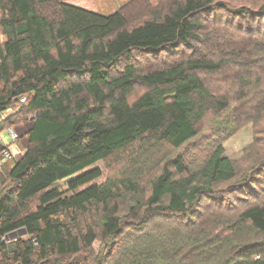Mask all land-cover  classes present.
<instances>
[{
	"label": "trees",
	"instance_id": "16d2710c",
	"mask_svg": "<svg viewBox=\"0 0 264 264\" xmlns=\"http://www.w3.org/2000/svg\"><path fill=\"white\" fill-rule=\"evenodd\" d=\"M130 3L104 15L65 0H0V113L20 104L6 124L33 120L24 152L2 166L0 264H264V204L227 215L221 198L197 213L204 200L218 198L220 184L239 176L222 144L195 168L181 155L169 158L144 186L140 168L97 181L100 161L137 144L180 148L208 111L230 109V97L215 94L200 72L233 62L264 69L258 39L242 32L230 35L234 51L222 57L196 48L146 72L128 60L139 51L205 44L209 9L255 19L264 17V4L253 12L224 0ZM258 78L252 94L240 91L243 106L264 98ZM138 82L149 89L131 101ZM263 165L240 184H255ZM22 228L27 238L6 239ZM246 233L255 243H245ZM96 241L107 250L95 252Z\"/></svg>",
	"mask_w": 264,
	"mask_h": 264
},
{
	"label": "rangeland",
	"instance_id": "374dc122",
	"mask_svg": "<svg viewBox=\"0 0 264 264\" xmlns=\"http://www.w3.org/2000/svg\"><path fill=\"white\" fill-rule=\"evenodd\" d=\"M65 1L100 14L110 15L123 6L129 5L132 0ZM224 1L227 6H245L253 12L259 11L260 7L264 4V0ZM133 9H136V6ZM143 10L144 9L141 8L137 12L142 13ZM202 19L206 21L208 30H210L209 35L206 37L208 41L205 42V44L196 43L195 48H192V46L175 44L155 53L139 51L136 52L128 62L135 64L141 72H146L179 61L190 53H194L193 51L196 48L198 50L196 53L197 55L203 53L211 58L222 57L224 54H230L234 51V47L230 44L231 39H234V37H230V35L235 32H242L247 36L251 35L257 38L259 45L254 47H256V49H261L259 50L260 52H264V17L257 16L255 19H252V17L235 19L228 11L214 8L204 12L202 14ZM250 44L252 45V40L248 42L246 49L241 48L240 51H249L252 48ZM258 71L257 69H251L250 66H245V64L233 62L226 65L224 70H221L219 73L200 72V76L205 79V82L215 94H227L230 97V109L220 113L211 110L208 111L197 126V136L180 148L162 144L159 145L160 147H156L154 151H145V149L137 144L118 152L106 160L100 161L98 166L101 167L103 176L97 181L102 183L107 181V179L121 177L131 169L140 168L145 174L142 180V185L144 186L147 184L148 177L153 175L159 166L169 158H175L181 155L192 168H195L198 167L216 145L222 144L225 148V155L234 161L239 176L232 182L220 184L217 191L218 198L204 200L201 207L197 210V213H205L211 207L214 209L215 206L213 207V205L218 203L221 198H224L223 206L226 210L223 211V214L227 215H232L237 209H243L252 204H264V167L258 178H255L257 181L255 184L249 186L240 184L246 177L241 178V175L247 173V177H250L253 172L252 169L254 170L258 168L259 165L264 164V98L256 103L257 101H253V96H251L248 100H252V102L247 103L246 106L242 105V100H238L240 91L243 92L247 90L251 92L250 89L253 88L251 86L257 84L256 81H259L258 77L264 78V69ZM247 82L250 83V85H246ZM148 89L149 87L146 84L140 82L136 83L130 100L134 101L148 91ZM18 107H21L20 104L16 105L13 109H6L2 113V116H5L9 110L15 111ZM252 113L253 116H248ZM256 117H258L259 122L255 125L253 119ZM7 137L10 138L12 145L16 147L17 141L12 140L7 127H5L2 139H6ZM22 139H24L25 143H28L29 136L22 135ZM17 157L18 156H16L14 160L8 161V163L6 162L5 168L7 169L12 165ZM60 187L62 190L67 189L66 180L60 182ZM69 194L71 193L69 192ZM233 209L234 211H232ZM219 217L220 216L216 215L214 218L219 219ZM186 219H189L188 216L183 218V220ZM20 237L27 238L28 236L27 234L21 235L17 233L16 237H9V240ZM260 238L264 241V235H261ZM243 240L245 243L252 244L255 243L257 237L250 233H246V235L243 236ZM239 242L242 243L243 241ZM108 246L107 244H102L100 241L94 243L95 252H99L102 249L106 251ZM109 250L107 252H109Z\"/></svg>",
	"mask_w": 264,
	"mask_h": 264
},
{
	"label": "crops",
	"instance_id": "0c3cea01",
	"mask_svg": "<svg viewBox=\"0 0 264 264\" xmlns=\"http://www.w3.org/2000/svg\"><path fill=\"white\" fill-rule=\"evenodd\" d=\"M14 112L15 111L9 110L5 114V116H2V113H0V147L8 146L9 149L13 152V154L19 157L24 152V150L26 149V147L29 144V141H28V143L24 142V139H22V135H28L29 130L33 126V120L31 118V116H29L26 120H23V121L16 122V123L12 124V126L16 129V131L20 135L19 140L16 142L17 146L14 147L12 145V142H10V138L9 137H7L6 139H2L3 131L5 130V127H8V125L6 124L5 120H6L7 117L13 115ZM3 176H4L3 171H1L0 172L1 180L3 179Z\"/></svg>",
	"mask_w": 264,
	"mask_h": 264
},
{
	"label": "built area",
	"instance_id": "2783aa9c",
	"mask_svg": "<svg viewBox=\"0 0 264 264\" xmlns=\"http://www.w3.org/2000/svg\"><path fill=\"white\" fill-rule=\"evenodd\" d=\"M26 98L22 97L21 98V102H25ZM7 130L12 138L13 141H18L20 138V135L18 134V132L16 131V129L13 126H8ZM15 155L13 154V152L9 149L4 147H0V172L2 171V166L4 164V162H8L11 160H14ZM0 187H1V178H0Z\"/></svg>",
	"mask_w": 264,
	"mask_h": 264
},
{
	"label": "water",
	"instance_id": "95a60500",
	"mask_svg": "<svg viewBox=\"0 0 264 264\" xmlns=\"http://www.w3.org/2000/svg\"><path fill=\"white\" fill-rule=\"evenodd\" d=\"M17 233H20L21 235L22 234H26V230L24 228H22V229H19L17 231L11 232L10 234H8L6 236V239L9 240L10 239L9 237H11V238L16 237L17 236Z\"/></svg>",
	"mask_w": 264,
	"mask_h": 264
}]
</instances>
